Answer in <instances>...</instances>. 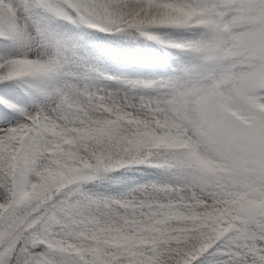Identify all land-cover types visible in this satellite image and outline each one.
Here are the masks:
<instances>
[{
    "label": "snow or ice",
    "instance_id": "1",
    "mask_svg": "<svg viewBox=\"0 0 264 264\" xmlns=\"http://www.w3.org/2000/svg\"><path fill=\"white\" fill-rule=\"evenodd\" d=\"M0 84V264H264V0H0Z\"/></svg>",
    "mask_w": 264,
    "mask_h": 264
},
{
    "label": "rangeland",
    "instance_id": "2",
    "mask_svg": "<svg viewBox=\"0 0 264 264\" xmlns=\"http://www.w3.org/2000/svg\"><path fill=\"white\" fill-rule=\"evenodd\" d=\"M58 30L68 35H71L74 43L81 46L82 48L87 49L89 51H93L94 53H97L98 55H97V58L94 60V64H95V67L100 72L115 75L123 71V72H126L130 78H134V79L135 78H146L147 79V78H152L151 73L153 72L159 73V72L164 71L166 68L170 70V67H171L170 63H168L169 65L167 66L163 65L162 62L164 59L161 57L160 53L158 56L160 57L161 65L160 67H158V65L155 64L158 61L156 59L157 52H156V45L152 41H151V43L153 44L152 46L155 47V50L153 51L147 50L146 45H144L143 43H142L143 46L139 47V54L141 56H147L152 61L151 63L141 64L138 61H135L133 57H128L127 59L118 57L119 61L117 63L109 64L108 67H106L104 66V64L107 61H110L111 57H107V55H103L101 53V51L99 50V45L103 43L104 41H101L98 38L112 37L111 35L105 34V33H96V32H93L92 30H87V29H77L74 26L63 24V23L59 24ZM112 38L113 39L111 42L114 43V45H112L111 49H113L116 46L115 38L114 37ZM134 46H136L135 43H134ZM98 83L101 86L115 87L113 82L103 80V79L98 81ZM4 87L5 86L3 84H0V94H3ZM13 98L17 99L18 97H16L15 94H13ZM2 111H6V110H3L2 107H0V112ZM150 172H153V173L143 178L139 177L136 180L130 177H126V176H124L123 179H121L120 177L122 176L123 173L117 172L115 174L116 178L111 181H106L103 185V188L111 189L112 191H121L126 187L134 186L136 183H142L147 179L154 178L156 174L155 170L151 169ZM117 181L120 182V184H118Z\"/></svg>",
    "mask_w": 264,
    "mask_h": 264
},
{
    "label": "bare ground",
    "instance_id": "3",
    "mask_svg": "<svg viewBox=\"0 0 264 264\" xmlns=\"http://www.w3.org/2000/svg\"><path fill=\"white\" fill-rule=\"evenodd\" d=\"M99 40L101 41H104L103 43H101L99 45V50L101 51V53L103 55H107V57H111L110 58V61H107L104 66L108 67L109 64H115L119 61V58L117 57L116 59H113L112 58V45H114V43H112V37H104V38H98ZM136 46L140 47V46H143L146 45V49L147 50H150V51H153L155 50V47L152 46L153 44L151 43V41H146L144 40L143 38H140L138 39L137 41L134 42ZM143 43V44H142ZM98 48V47H97ZM159 47L156 46V52H157V57L156 59L158 60L155 64L158 65V67H160L161 65V61H160V57L158 56L159 55V51H158ZM97 50V49H96ZM162 57V56H161ZM151 169H141L140 171H132V172H128V173H123L122 176L120 177L121 179H123L124 176L126 177H130L132 179H137V178H143V177H146V176H149L151 173L153 172H150ZM120 181V180H119ZM118 184H120V182L117 181ZM122 183V181H121Z\"/></svg>",
    "mask_w": 264,
    "mask_h": 264
}]
</instances>
